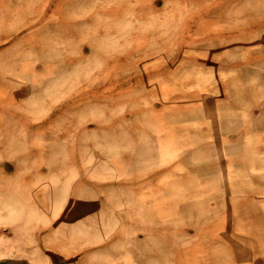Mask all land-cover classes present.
Listing matches in <instances>:
<instances>
[{
    "label": "rangeland",
    "instance_id": "1",
    "mask_svg": "<svg viewBox=\"0 0 264 264\" xmlns=\"http://www.w3.org/2000/svg\"><path fill=\"white\" fill-rule=\"evenodd\" d=\"M0 264H264V0H0Z\"/></svg>",
    "mask_w": 264,
    "mask_h": 264
}]
</instances>
